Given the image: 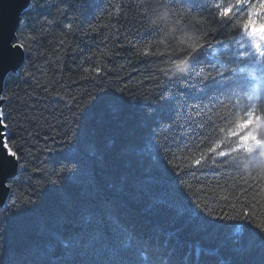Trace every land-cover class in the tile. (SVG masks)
<instances>
[{
	"label": "trees",
	"instance_id": "1",
	"mask_svg": "<svg viewBox=\"0 0 264 264\" xmlns=\"http://www.w3.org/2000/svg\"><path fill=\"white\" fill-rule=\"evenodd\" d=\"M158 2L208 32L171 80L142 0H31L22 13L24 61L5 79L0 112L25 167L0 206V264H264V243L249 245L264 223V180L242 170L251 161L194 164L202 136L232 139L221 101L250 91L248 64L226 73L239 87L216 77L236 66L239 43H219L220 0ZM77 102L95 106L83 117ZM208 209L219 227L203 226Z\"/></svg>",
	"mask_w": 264,
	"mask_h": 264
},
{
	"label": "clouds",
	"instance_id": "2",
	"mask_svg": "<svg viewBox=\"0 0 264 264\" xmlns=\"http://www.w3.org/2000/svg\"><path fill=\"white\" fill-rule=\"evenodd\" d=\"M146 4L147 24L158 29L156 43L161 46V54H168L165 75L169 79L178 78L188 71V57L204 46L208 32L198 26L203 20L193 15L186 18L177 15L158 2L142 0ZM223 2V0H222ZM230 14L224 19L217 13L226 40L231 46L238 41L236 57L241 62L256 67H264V0H229ZM251 21V23H249ZM245 24L248 27L245 28ZM243 45V49L239 48ZM233 99L222 100L225 109H230L231 131L236 132V145L241 142L250 146V150L241 148L234 153L236 162L251 161L243 164L242 170L254 178L264 180V94L256 99L254 91L241 88L232 95ZM235 145H230L234 147ZM72 164L65 171L75 169Z\"/></svg>",
	"mask_w": 264,
	"mask_h": 264
},
{
	"label": "snow or ice",
	"instance_id": "3",
	"mask_svg": "<svg viewBox=\"0 0 264 264\" xmlns=\"http://www.w3.org/2000/svg\"><path fill=\"white\" fill-rule=\"evenodd\" d=\"M117 7H119V6H117ZM214 8L217 10V13H220L224 19H226L227 16L230 14L229 0H227V2H224V0H223V2H222V0H220V2H216L214 4ZM144 15H147V12H144ZM219 23H222V21H220ZM249 23H251V21H249ZM68 27L71 28V25H68ZM247 27H248V24H245V28H247ZM211 31H215V29L213 28V29H211ZM219 43L223 47H226L228 44L227 41H219ZM9 46H10V48H15L18 50L25 48L24 43L18 42L17 40H12L10 42ZM202 48H200V49H202ZM198 51L195 53H192L188 57V60H187L188 71L190 69V62L194 58L195 54L198 53ZM140 54L143 56H147V55H150L151 53L146 48ZM0 55H3L2 49H0ZM240 62L241 61L237 58V60L235 62L236 63L235 67H231V68L222 67L221 70L216 73V77L220 78V80L222 82H225L224 83L225 87L234 88V87L240 86L238 83H228L227 81H229L231 78L226 76V73H228V72L234 73V72L239 71V72L243 73L245 71V68L239 67ZM247 70L249 72H251V71H254V68H249ZM86 71H93V72L99 73L100 69L99 68L86 69ZM159 71L165 75L166 69L160 68ZM165 77L167 79H169V77L167 75H165ZM210 78H213V77H211V76L202 77V79L205 81L210 79ZM169 80H171V79H169ZM0 99H3V97H0ZM61 99H62V97H61ZM73 99H75V98H73ZM91 99H95V98L91 97ZM91 99H90L89 103H91ZM69 106L70 107L72 106L71 101H69ZM94 106L95 105H93V108H94ZM75 107L78 108L80 110V112H83V117L87 112H89L91 109H93V108H90V109H88L87 112H84L83 108L80 107L79 102H77ZM73 115L76 117L77 120L80 119V116L78 113L74 112ZM143 117L146 121L149 122V126H150L151 122L156 119L155 113H151V112L148 114H145ZM209 119H212V117L210 116ZM201 126H203V125H201ZM9 127L10 126L8 125V123L6 122V119L4 118V114L2 112H0V145H2V148H0V176H2L4 173L7 172V173H9V178H12L15 175V172L13 170L22 169L25 167V164L22 162L21 150L19 148H17L16 150H13V148L9 146L8 140L10 138V134L7 131L9 129ZM220 131L224 132L225 128H221ZM29 135H31V134L29 133ZM37 135H38V133H37ZM236 135L237 134L235 131L229 130L227 132L228 137L233 138ZM21 138H23V137H21ZM201 145H203V147H201ZM230 145H235V146L230 147ZM147 147L150 150L152 149V143H151V137L150 136H147ZM197 147L200 149V156L194 160V164L197 166H200V167L205 166V164H206L205 157H207V159H210L213 161H217V158H220L218 161V164H224V163L231 164L233 162L236 163V159H235V155H234V153L236 151H239L241 148H243L245 150H250V146L245 144L244 142H241L240 145H236L234 139H227V138L216 139L211 134H209L207 136H202L199 143L197 144ZM3 149H6L7 151L5 152ZM172 163H173V166L175 168L179 169V166L175 165L174 160L172 161ZM61 171L63 172L65 170L61 169ZM71 173H73V172H71ZM53 183H56V181H53ZM7 187L12 188V184L8 183ZM28 203L31 204V203H34V201H28ZM11 205L14 207L17 206V201L15 199L11 200ZM206 215L208 218L200 217V219L203 222L204 227H219L218 225H214L212 223V221L214 219H217V218H223V216L217 217L216 213L213 212L211 209L207 210ZM240 215L244 216L247 219L250 216V213L241 212ZM256 227L259 229V231L256 233L250 234L249 245H251L252 243H254L256 241L264 243V223L257 224ZM240 249L242 250L243 247Z\"/></svg>",
	"mask_w": 264,
	"mask_h": 264
},
{
	"label": "water",
	"instance_id": "4",
	"mask_svg": "<svg viewBox=\"0 0 264 264\" xmlns=\"http://www.w3.org/2000/svg\"><path fill=\"white\" fill-rule=\"evenodd\" d=\"M30 2L31 0H0V49L3 50V55H0V97L8 73L21 67L24 61L23 50L10 48L9 44L12 40H16V34L21 24V15L29 7ZM1 103L0 99V107ZM13 171L15 177L17 169ZM14 177L9 178L7 172L0 176V206L6 202L10 195V188L7 187V184Z\"/></svg>",
	"mask_w": 264,
	"mask_h": 264
}]
</instances>
